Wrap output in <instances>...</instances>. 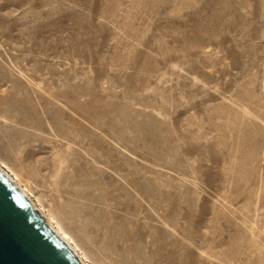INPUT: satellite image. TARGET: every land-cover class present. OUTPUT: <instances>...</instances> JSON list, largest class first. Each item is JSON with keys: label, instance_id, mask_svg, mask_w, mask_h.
Here are the masks:
<instances>
[{"label": "rangeland", "instance_id": "1", "mask_svg": "<svg viewBox=\"0 0 264 264\" xmlns=\"http://www.w3.org/2000/svg\"><path fill=\"white\" fill-rule=\"evenodd\" d=\"M1 165L93 264H264V0H0Z\"/></svg>", "mask_w": 264, "mask_h": 264}, {"label": "water", "instance_id": "2", "mask_svg": "<svg viewBox=\"0 0 264 264\" xmlns=\"http://www.w3.org/2000/svg\"><path fill=\"white\" fill-rule=\"evenodd\" d=\"M0 264H85L1 170Z\"/></svg>", "mask_w": 264, "mask_h": 264}, {"label": "bare ground", "instance_id": "3", "mask_svg": "<svg viewBox=\"0 0 264 264\" xmlns=\"http://www.w3.org/2000/svg\"><path fill=\"white\" fill-rule=\"evenodd\" d=\"M3 168L1 171L12 181V183L19 188V190L26 196L30 201L31 205L46 219V221L64 238V240L77 252L80 258L85 264H93V261L87 255L86 252L81 250V248L76 244L72 237L66 233L57 224L56 218L50 209L42 203V200L32 188L31 182L21 174L12 173L6 170L5 165H1Z\"/></svg>", "mask_w": 264, "mask_h": 264}]
</instances>
